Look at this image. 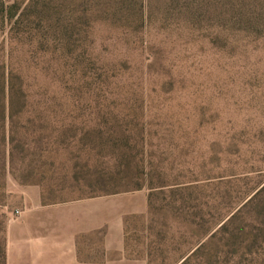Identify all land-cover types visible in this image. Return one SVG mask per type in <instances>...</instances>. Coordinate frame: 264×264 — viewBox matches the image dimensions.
Instances as JSON below:
<instances>
[{
	"label": "rangeland",
	"instance_id": "374dc122",
	"mask_svg": "<svg viewBox=\"0 0 264 264\" xmlns=\"http://www.w3.org/2000/svg\"><path fill=\"white\" fill-rule=\"evenodd\" d=\"M32 187L147 191L149 264H264V0H0V264Z\"/></svg>",
	"mask_w": 264,
	"mask_h": 264
},
{
	"label": "crops",
	"instance_id": "0c3cea01",
	"mask_svg": "<svg viewBox=\"0 0 264 264\" xmlns=\"http://www.w3.org/2000/svg\"><path fill=\"white\" fill-rule=\"evenodd\" d=\"M26 209L5 227V264H149L127 249V219L147 213L144 190L46 203L23 191Z\"/></svg>",
	"mask_w": 264,
	"mask_h": 264
},
{
	"label": "trees",
	"instance_id": "16d2710c",
	"mask_svg": "<svg viewBox=\"0 0 264 264\" xmlns=\"http://www.w3.org/2000/svg\"><path fill=\"white\" fill-rule=\"evenodd\" d=\"M233 216H234V215H233ZM202 245H203V244H201L200 246H197V247L193 250V252H192L189 256H187V258H189V257H191V256H194V255L196 254L197 250H199L200 247H202ZM187 258H186V259H187ZM186 259H185L181 264H184V262L186 261Z\"/></svg>",
	"mask_w": 264,
	"mask_h": 264
},
{
	"label": "built area",
	"instance_id": "2783aa9c",
	"mask_svg": "<svg viewBox=\"0 0 264 264\" xmlns=\"http://www.w3.org/2000/svg\"><path fill=\"white\" fill-rule=\"evenodd\" d=\"M22 212H23V210H17V211L15 212V217H19V216H21Z\"/></svg>",
	"mask_w": 264,
	"mask_h": 264
}]
</instances>
